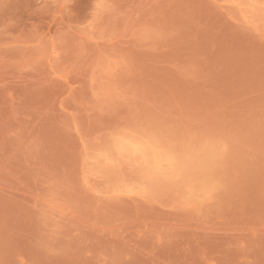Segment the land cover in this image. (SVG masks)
<instances>
[{"label": "rangeland", "instance_id": "374dc122", "mask_svg": "<svg viewBox=\"0 0 264 264\" xmlns=\"http://www.w3.org/2000/svg\"><path fill=\"white\" fill-rule=\"evenodd\" d=\"M0 264H264V0H0Z\"/></svg>", "mask_w": 264, "mask_h": 264}]
</instances>
